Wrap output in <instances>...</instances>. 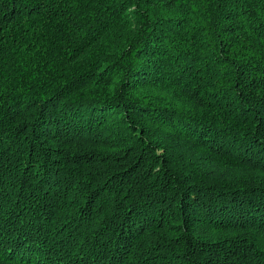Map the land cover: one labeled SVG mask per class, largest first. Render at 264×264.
I'll return each mask as SVG.
<instances>
[{
    "label": "trees",
    "instance_id": "obj_1",
    "mask_svg": "<svg viewBox=\"0 0 264 264\" xmlns=\"http://www.w3.org/2000/svg\"><path fill=\"white\" fill-rule=\"evenodd\" d=\"M0 264H264V0H0Z\"/></svg>",
    "mask_w": 264,
    "mask_h": 264
}]
</instances>
